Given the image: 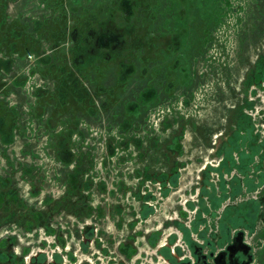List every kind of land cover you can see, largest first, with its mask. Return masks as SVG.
Wrapping results in <instances>:
<instances>
[{
  "label": "rangeland",
  "instance_id": "1",
  "mask_svg": "<svg viewBox=\"0 0 264 264\" xmlns=\"http://www.w3.org/2000/svg\"><path fill=\"white\" fill-rule=\"evenodd\" d=\"M239 230L264 0H0V264L206 263Z\"/></svg>",
  "mask_w": 264,
  "mask_h": 264
},
{
  "label": "flooded vegetation",
  "instance_id": "2",
  "mask_svg": "<svg viewBox=\"0 0 264 264\" xmlns=\"http://www.w3.org/2000/svg\"><path fill=\"white\" fill-rule=\"evenodd\" d=\"M244 237L241 230L235 232L228 244L221 251L210 256L206 263L197 258L192 264H264V253L261 252L264 251V242L259 244L256 239L254 243L247 244ZM165 247L169 249V244L166 243ZM176 257L173 254L175 260Z\"/></svg>",
  "mask_w": 264,
  "mask_h": 264
}]
</instances>
